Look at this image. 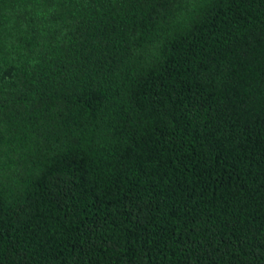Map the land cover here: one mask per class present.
Returning <instances> with one entry per match:
<instances>
[{"label":"trees","instance_id":"16d2710c","mask_svg":"<svg viewBox=\"0 0 264 264\" xmlns=\"http://www.w3.org/2000/svg\"><path fill=\"white\" fill-rule=\"evenodd\" d=\"M0 264H264V0H0Z\"/></svg>","mask_w":264,"mask_h":264}]
</instances>
